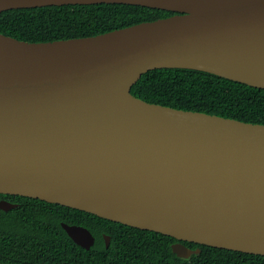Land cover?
Returning <instances> with one entry per match:
<instances>
[{
	"label": "water",
	"instance_id": "1",
	"mask_svg": "<svg viewBox=\"0 0 264 264\" xmlns=\"http://www.w3.org/2000/svg\"><path fill=\"white\" fill-rule=\"evenodd\" d=\"M97 4L174 15L53 42L0 33V194L170 236L182 259L200 253L183 242L264 256V125L131 93L158 69L264 90V0H0V14ZM61 226L95 245L87 228Z\"/></svg>",
	"mask_w": 264,
	"mask_h": 264
},
{
	"label": "trees",
	"instance_id": "2",
	"mask_svg": "<svg viewBox=\"0 0 264 264\" xmlns=\"http://www.w3.org/2000/svg\"><path fill=\"white\" fill-rule=\"evenodd\" d=\"M172 12L125 4L24 8L0 14V33L26 42L93 37ZM131 93L148 103L264 125V90L187 69L145 73ZM17 207L0 209V263L6 264H264V256L188 242L189 259L172 252L170 236L115 223L96 215L22 196L0 194ZM61 223L87 228L95 245L75 244ZM105 236L110 237L106 247Z\"/></svg>",
	"mask_w": 264,
	"mask_h": 264
},
{
	"label": "flooded vegetation",
	"instance_id": "3",
	"mask_svg": "<svg viewBox=\"0 0 264 264\" xmlns=\"http://www.w3.org/2000/svg\"><path fill=\"white\" fill-rule=\"evenodd\" d=\"M5 196H9V195H5Z\"/></svg>",
	"mask_w": 264,
	"mask_h": 264
}]
</instances>
